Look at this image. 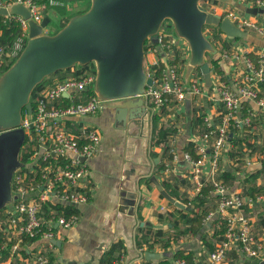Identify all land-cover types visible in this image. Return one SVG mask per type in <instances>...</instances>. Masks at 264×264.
<instances>
[{"label": "crops", "instance_id": "crops-1", "mask_svg": "<svg viewBox=\"0 0 264 264\" xmlns=\"http://www.w3.org/2000/svg\"><path fill=\"white\" fill-rule=\"evenodd\" d=\"M243 5L244 10L232 5L230 7L252 19L263 20L262 12L249 11V8H259L254 3L249 1ZM79 11L73 6L67 8L68 13L76 14ZM46 15L51 17L56 30L67 20L66 15L57 9L47 11ZM245 30L246 37L229 38L217 29L216 42L221 45H215L221 54L220 62L224 58L229 67L228 72L221 63L223 73L215 69L213 56L211 60L207 58L211 65L209 75L196 69L188 79L185 66L187 96L182 101L172 98L162 111L157 112L156 126L163 132L159 141L154 131L155 117L150 111L151 136L147 143L146 158L138 159L137 162L131 159L126 131L116 120V109L113 107L116 101H107L109 103L97 114L83 119V122L98 127L102 135L98 151L89 161L91 173L85 189L89 201L76 207L80 218L74 226L56 227L59 228L57 240L61 245H56L51 264H99L105 252L117 242H121L123 248L115 264H175L180 258L190 264H207L210 252L215 249L226 230L225 224L221 237L215 235V220L222 219L218 213L220 195L212 188V181L216 179L227 185L229 194L241 195L245 200H257L253 207L246 206V210L264 242V226L261 224V216H264V108L252 100L244 103L230 124V140L218 170L212 171L210 162L203 167L202 179L205 184L200 191L196 189L193 166L184 158L185 152L197 157V149L202 145L207 151L212 148L213 140L205 143L201 139L206 128L204 116L211 115L216 124L221 120V84L225 82L237 90L246 71L242 57L236 59L233 55H250L257 60L264 56V40L255 30ZM224 41L229 45L228 49ZM227 54L229 57L225 58ZM147 58L152 59L153 56L148 55ZM72 71L74 69L51 75L49 79L57 82L74 74ZM193 84L198 87V91L192 87ZM258 91L264 97V81L259 83ZM250 111L255 114L251 124L246 125L244 120ZM70 121L73 129H77L75 119ZM153 176L170 197L184 205L183 208L162 193L152 180ZM202 191L204 194L201 195ZM199 194L202 201L195 200ZM204 209L209 210L205 218L207 222L196 234L192 231L184 232L190 227L184 216H189L193 221L196 213L202 214ZM209 214L212 216L207 220ZM155 230L160 233L152 235V247L146 243L138 245L137 240L145 231ZM43 243L42 240H28L25 243L27 256L39 252ZM147 252L156 254L158 258L147 257ZM178 252H182L183 256H176ZM261 259L244 258L238 250H234L229 253L228 264H258ZM17 262V259L9 256L3 264H20Z\"/></svg>", "mask_w": 264, "mask_h": 264}, {"label": "built area", "instance_id": "built-area-1", "mask_svg": "<svg viewBox=\"0 0 264 264\" xmlns=\"http://www.w3.org/2000/svg\"><path fill=\"white\" fill-rule=\"evenodd\" d=\"M70 1L0 0V9L19 3L28 7L31 18L41 22L47 11L56 10L59 6L68 8ZM237 1L245 4L250 1L261 8L263 20L240 14L231 5L218 0H202L201 4L208 11L230 18L243 29L255 30L264 40V0ZM5 16L18 20L21 31L10 45H0V70L18 58L28 41V19L21 15ZM215 28L212 26V36L217 33ZM184 41L175 33L171 21L163 24L156 41L148 39L146 55L153 58L146 57L145 69L154 81L142 96L153 117L172 98L182 101L187 96L184 69L190 50ZM228 57V54L225 55V58ZM233 57H242L246 71L237 90L225 82L221 84V120L216 124L214 117L204 116L206 128L201 139L205 143L213 140L211 150L207 151L202 145L197 149V157L190 152L184 154V158L193 166L198 191L205 184L202 169L207 162H210L212 171L218 170L230 140V124L236 119L243 103L252 100L264 108V97L258 91L259 83L264 81V56L257 62L248 55L234 54ZM95 78L96 69L91 66L79 76L70 75L44 84L31 99L32 105L34 103L32 112L23 110L21 126L26 139L21 155L24 154L26 160L23 161L24 166L14 174L13 193L16 199L0 212L3 247L10 251L11 259L24 260L26 264H51L57 245L59 228L56 227L74 226L80 218L76 207L89 201L85 192L91 173L89 161L97 153L102 135L98 127L83 122V119L97 114L106 102L100 100L94 90ZM192 87L199 90L194 84ZM254 114L250 111L244 124L250 125ZM71 119H75V130ZM212 188L220 195L218 213L226 222V230L210 252L207 264H228L229 253L234 250H238L244 258L261 259L263 238L246 210V206L253 207L257 200H245L241 195L229 194L227 185L219 179L212 181ZM211 216L209 214L207 220ZM28 240H42L44 243L39 252L24 258L23 251L28 252L25 245ZM175 264L190 263L180 258Z\"/></svg>", "mask_w": 264, "mask_h": 264}, {"label": "water", "instance_id": "water-1", "mask_svg": "<svg viewBox=\"0 0 264 264\" xmlns=\"http://www.w3.org/2000/svg\"><path fill=\"white\" fill-rule=\"evenodd\" d=\"M90 1L86 11L71 16L56 33L47 32L51 23L49 15L38 22L31 18L25 5L14 3L0 9V14L28 19L25 48L0 73V212L16 199L13 178L17 169L24 166L21 155L26 139L21 126L23 110L32 112V94L47 77L75 65L93 63L96 68L94 90L100 100L116 101L113 105L116 120L126 131L131 159L137 162L147 157L151 136L150 109L142 96L154 81L145 69L146 40L156 41L161 27L170 20L175 33L189 45L186 74L190 79L196 69L210 74L208 54L214 59L221 58L204 26L219 28L229 38L247 36L246 30L230 18L208 11L201 4L202 0ZM218 1L232 6L238 3L237 0ZM257 10L261 12V8H249L251 12ZM220 63L228 72L224 58ZM152 180L170 201L184 207L167 194L155 176ZM134 194L137 196L136 192ZM56 242L61 245L59 240ZM262 255L258 264H264V246ZM147 257L158 258L151 252H147Z\"/></svg>", "mask_w": 264, "mask_h": 264}, {"label": "trees", "instance_id": "trees-1", "mask_svg": "<svg viewBox=\"0 0 264 264\" xmlns=\"http://www.w3.org/2000/svg\"><path fill=\"white\" fill-rule=\"evenodd\" d=\"M63 1L67 2V0H63ZM71 1H74V0H71ZM88 1H90V0H88ZM88 8L89 7L81 9L79 11V13L86 11ZM57 11L59 13H61V14H65L66 15V18H67L66 23L68 22L70 17L74 15V13H68L67 12V7L66 6L57 7ZM51 22H52V20H51ZM58 30L59 29H57L55 32L51 31L50 33H56ZM20 31H21V24H20V22L18 20H16L14 17H7L5 15L0 14V45H4V46L10 45L14 41V38L18 35V33ZM219 31L222 32L220 29H219ZM217 34L218 33H215V37L217 36ZM147 43H148V40H146V42H145V48L146 49H147V46H146ZM223 43H224L225 48L228 49L229 45L225 41ZM249 57L255 62L258 61L257 59H255L254 57H251L250 55H249ZM212 63L214 65L215 69L219 73H223V70H222V68L220 66V59H213ZM9 66L10 65L5 66L0 71L1 72L5 71ZM91 66L93 67L94 70L96 69L95 65L93 63H91V64H88L86 66L75 65L72 68L59 71L56 74L61 73V72L71 71L72 69H74V75L75 76H79L83 72H85L88 68H90ZM48 79H49V77H47L43 82H41L40 84H38L36 86V88H35V90H34V92L32 94V97H31L32 100L34 99V96H35L36 92L44 86L45 82ZM244 103H243V105H244ZM33 105H34V103H33ZM157 119H158V116H155V118H154L155 130L154 131H155V135H157L158 141H159V139L163 137V132H162L161 129H159V130L157 129V126H156ZM22 159H23V161L26 160L24 154H22ZM233 179H234V177H233ZM202 194H204V191L201 192V195ZM195 200L202 201V196H200V194L197 195ZM180 211H182V210H180ZM208 212H209V210L204 209L202 214L196 213V218L193 221L191 220V218L189 216H184L185 221L190 224V227L185 229L184 232L192 231L194 233L195 232L197 233L198 232L197 230H199L202 227V225H204L207 222V221L205 222V218H206ZM215 222L217 224L215 235H219V238H220L221 235L223 234L224 230H225L226 222L223 219H221V218L220 219L217 218L215 220ZM261 224L264 226V216H261ZM174 226H177V223H174ZM159 233L160 232L156 231V230L154 232L153 231H145L144 234L141 236V238H138V240H137L138 245L141 246L143 243H146L150 247H152V244H150V241L152 239L151 237H152L153 234H159ZM3 244H4V234L0 231V264H3V262L6 261L7 258L10 256V251L8 249L4 248ZM122 248H123V244L121 242L114 243L112 245V247L107 252H105V254L102 256V258L99 261V264H115V261L120 256ZM27 254H28V252L26 250L23 251L24 258L27 257ZM176 256H178V257L183 256L182 252H178L176 254ZM52 259H54V257H52ZM18 261L19 262H17V263L26 264V262L24 260H18Z\"/></svg>", "mask_w": 264, "mask_h": 264}, {"label": "rangeland", "instance_id": "rangeland-1", "mask_svg": "<svg viewBox=\"0 0 264 264\" xmlns=\"http://www.w3.org/2000/svg\"><path fill=\"white\" fill-rule=\"evenodd\" d=\"M70 2H72L71 4H70V6H73V7H76V9L79 11V10H81V9H84V8H86V7H90V4H91V1H88V0H74V1H70ZM236 8H238V9H240V10H244V5H243V3L242 2H238L237 3V5H236ZM167 22H170V21H168V20H166ZM165 21V22H166ZM53 25H54V23L53 22H51L49 25H48V27H47V31L48 32H50V31H52V32H55L56 31V29L55 28H53ZM218 28H215V30H217ZM212 26H204V31H205V33H207V35H208V37L209 38H211V39H215L214 41H215V44H217V45H221L220 43H218V42H216V41H218V34H217V36H216V38H215V35H211V32H212ZM218 32V31H217ZM185 42V41H184ZM186 43V42H185ZM187 44V43H186ZM146 57H147V55H146ZM207 58L209 59V60H211V55L210 54H208L207 55ZM231 65H233V63L232 62H229ZM147 64H146V60H145V66H146ZM73 72V71H72ZM74 73V72H73ZM72 75H74V74H72ZM51 79H48L46 82H45V85H48L49 83H52V81H50ZM107 103H109V102H105V104H107Z\"/></svg>", "mask_w": 264, "mask_h": 264}]
</instances>
